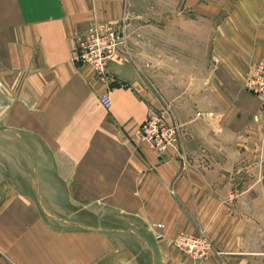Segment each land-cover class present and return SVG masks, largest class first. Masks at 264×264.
<instances>
[{"label":"crops","instance_id":"crops-1","mask_svg":"<svg viewBox=\"0 0 264 264\" xmlns=\"http://www.w3.org/2000/svg\"><path fill=\"white\" fill-rule=\"evenodd\" d=\"M131 1L0 0V264H264V115L253 118L261 99L243 84L264 57V0L177 1L176 46L220 60L193 65L199 85L183 106L137 77L129 39L155 31L134 29L142 15ZM95 22L128 39L106 81L73 61L77 35ZM153 113L180 126L186 162L139 135ZM184 232L204 234L213 251H182Z\"/></svg>","mask_w":264,"mask_h":264},{"label":"rangeland","instance_id":"rangeland-1","mask_svg":"<svg viewBox=\"0 0 264 264\" xmlns=\"http://www.w3.org/2000/svg\"><path fill=\"white\" fill-rule=\"evenodd\" d=\"M180 3V7L183 10L184 2L186 0H132L130 5V11L134 15V11L136 14L142 15L141 17H133L132 19H136L138 22L135 24L134 29H145L146 25L149 24L151 30H154V33H150L148 37H142L138 34H134V38L129 39V43L134 52L132 54H128V57H132L134 63L137 68V77L140 82H145L146 85L152 87H156L158 91L162 94L164 99H167L172 104H176L178 106L185 105L187 103V99L192 97V92H194V88L198 87V82H192L194 79L193 65L195 63H199L200 61H205L208 59L209 64L213 66V68L220 67V60L217 56L212 55V50H181L175 44V36L172 33L173 28V13L178 9V3ZM127 14V13H126ZM123 16V26L125 27L128 24L129 19L126 20L128 15ZM132 15V16H133ZM127 21V23H126ZM130 23V21H129ZM158 24L165 25L166 35L160 36L156 29L158 28ZM132 30V29H131ZM128 42V39H126ZM127 44V43H125ZM125 44H122L124 47ZM121 46V45H120ZM211 60V61H210ZM264 61V57L256 62H252L249 64V67L244 74V88L253 95H257L261 99V106L259 112L254 115L253 118L258 122L261 120V114L264 115V95L260 93H256L254 91H250L246 88V80L250 75V72L253 68H255L257 64ZM212 62V63H211ZM214 63V64H213ZM240 71L233 73H239ZM151 84V85H150ZM154 85V86H153ZM209 82L203 83L204 88L207 89ZM207 86V87H206ZM220 101L222 100L221 89H219ZM224 99V98H223ZM187 100V101H186ZM202 101V106H204V112H207L205 103L209 102V99L204 95ZM223 101V100H222ZM189 102V101H188ZM188 105V103H187ZM261 113V114H259ZM176 124V123H173ZM262 132H264V127L262 128ZM261 146V143L259 144ZM3 146V145H2ZM51 158V157H50ZM49 158V159H50ZM53 158V157H52ZM63 162L70 156L61 157ZM19 165L27 166L29 163L33 164L34 159L29 158H21L18 160ZM256 181L261 182L264 181V161L262 157H256ZM10 160H3L1 163L3 164V168L6 166H10ZM16 166L17 163L15 162Z\"/></svg>","mask_w":264,"mask_h":264},{"label":"built area","instance_id":"built-area-1","mask_svg":"<svg viewBox=\"0 0 264 264\" xmlns=\"http://www.w3.org/2000/svg\"><path fill=\"white\" fill-rule=\"evenodd\" d=\"M77 36L78 43L74 48L73 61L80 65L92 66L98 78L106 81L109 77L108 62L119 51V46L126 43V34L107 23L95 22ZM255 66L246 80V88L264 95V61ZM101 103L104 108L112 105L110 93L106 92L101 97ZM139 135L159 156H165L170 149H177L186 162L183 134L178 124L165 122L159 114L153 113L142 123ZM153 228H156L155 237L162 239L161 230L164 224L154 222ZM175 245L195 259L208 257L214 248L204 234L195 236L185 232L176 235Z\"/></svg>","mask_w":264,"mask_h":264}]
</instances>
